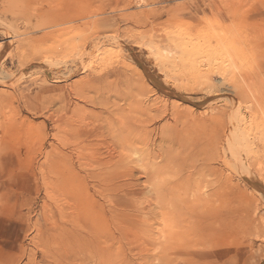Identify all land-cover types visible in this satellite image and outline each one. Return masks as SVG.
I'll use <instances>...</instances> for the list:
<instances>
[{"label":"rangeland","instance_id":"1","mask_svg":"<svg viewBox=\"0 0 264 264\" xmlns=\"http://www.w3.org/2000/svg\"><path fill=\"white\" fill-rule=\"evenodd\" d=\"M0 141V264H264V0H0Z\"/></svg>","mask_w":264,"mask_h":264},{"label":"bare ground","instance_id":"2","mask_svg":"<svg viewBox=\"0 0 264 264\" xmlns=\"http://www.w3.org/2000/svg\"><path fill=\"white\" fill-rule=\"evenodd\" d=\"M219 1H220V0H219ZM220 9H221V7H220ZM221 12H222V11H221ZM224 12H225V11H224ZM223 15H224V14H223ZM154 39H155V38H154ZM141 40H142V39H141ZM154 41H155V40H154ZM124 47H125V46H123V48H124ZM125 49H128V48L125 47ZM123 50H124V49H123ZM128 50H129V49H128ZM168 50H169V49H168ZM132 51H133V50H132ZM125 52H126V50H125ZM127 52H128V51H127ZM165 52H166V49H165ZM159 54H160V53H159ZM163 54H164V53H163ZM127 55H129L130 57H133L130 51L128 52ZM142 55H143V54H142ZM168 55H169V54H168ZM172 55H173V54H172ZM73 57H74V56H73ZM141 58H142V61H143V57H142V56H141ZM164 58H165V56H164ZM130 59H131V58H130ZM145 60H146V59H145ZM48 63H49V62H48ZM135 63H136V62H135ZM56 64H57V62H56ZM54 65H55V64H54ZM54 65H53V66H54ZM53 66L48 65L49 68H52ZM69 70H70V69H69ZM147 76H148V75H147ZM149 78H150V77H149ZM73 87H74V86H73ZM117 87H118V86H117ZM66 94H67V93H66ZM117 95H118V94H117ZM81 97H82V96H81ZM99 97H100V96H99ZM107 97H108V96H107ZM127 97H128V96H127ZM105 98H106V97H105ZM118 98H119V97H118ZM85 99H86V98H85ZM85 99H84V100H85ZM111 100H112V99H111ZM2 101H4V99H3ZM2 101H1V104L3 103ZM106 101H107V100H106ZM111 103H112V102H111ZM113 103H114V102H113ZM94 106H95V105H94ZM106 106H107V105H106ZM114 106H116V105H114ZM100 107H101V106H100ZM111 107H112V106H111ZM96 108H97V107H96ZM102 108H103V107H102ZM157 109H158V108H157ZM159 109H160V108H159ZM122 111H123V110H122ZM88 114H89V113H88ZM185 116H186V115H185ZM187 116H188V115H187ZM189 117H190V116H189ZM125 118H126V117H125ZM178 118H179V117H178ZM149 120H150V119H149ZM176 120H177V119H176ZM104 121H105V120H104ZM189 121H190V120H189ZM175 122H176V121H175ZM178 122H179V121H178ZM195 122H196V121H195ZM203 122H204V121H203ZM15 123H16V122H15ZM149 123H150V122H149ZM144 124H145V123H144ZM175 124H177V122H176ZM89 125H90V124H89ZM150 125H151V124H150ZM193 125H194V124H193ZM144 126H145V125H144ZM171 126H172V125H171ZM194 126H195V125H194ZM4 127H5V126H4ZM186 127H187V126H186ZM172 128H174V127H172ZM5 130H6V128H5ZM129 130H132V129H129ZM173 130H174V129H173ZM8 131H9V130H8ZM170 131H172V130H170ZM186 131H187V130H186ZM6 132H7V130L5 131V133H6ZM177 132L180 133V131H177ZM118 133H119V132H118ZM118 133H116V134L118 135ZM127 133H128V130H127ZM169 133H170V132H169ZM109 134H110V133H109ZM119 134H120V133H119ZM4 135H5V134H4ZM13 135H14V134H13ZM102 135H103V134H102ZM102 135H101V136H102ZM106 135H107V134H106ZM120 135H121V134H120ZM176 135H177V134H176ZM7 136H8V134H7ZM15 136H16V135H15ZM147 136H148V135H147ZM1 137H2V136H1ZM19 137H20V136H19ZM96 137H97V136H96ZM105 137H106V136H105ZM107 137H108V136H107ZM123 137H124V134H123ZM167 137H169V136H167ZM173 137H174V136H173ZM5 138H9V137H5ZM10 138H12V137H10ZM10 138H9V139H10ZM102 138H103V137H102ZM145 138H148V137L145 136ZM170 138H171V137H170ZM170 138H169V139H170ZM114 139H115V138H114ZM124 139H126V138H124ZM124 139H123V140H124ZM126 140H127V139H126ZM126 140H125V141H126ZM144 140H145V139H144ZM19 141H20V140H19ZM64 141H65V140H64ZM94 141H95V140H94ZM127 141H128V140H127ZM140 141H142V140H140ZM67 142H68V141H67ZM106 142H108V141H106ZM143 142H144V141H142L141 144H142ZM110 143H111V142H110ZM120 143H121V142H120ZM138 143H139V141H138ZM138 143H136V145H137ZM145 143H146V142H145ZM164 143H165V142H164ZM22 144H23V143H22ZM67 144H68V143H67ZM96 144H99V143H96ZM105 144H106V143H105ZM107 144H108V143H107ZM0 145H2L1 141H0ZM18 145H19V144H18ZM68 145H69V144H68ZM108 145H109V144H108ZM143 145H144V144H142V146H143ZM19 146H20V145H19ZM19 146H18V147H19ZM122 146H123V145H122ZM139 146H140V145H139ZM139 146H138V150H140V153L138 152L139 154H137V153H136L137 151H136V152H135V155H136V154H137V155H140V154H141V151H143V149H142V150H141V148L139 149ZM142 146H141V147H142ZM147 146H149V145H147ZM20 147H21V146H20ZM134 147H135V146H134ZM165 147H166V146H165ZM170 147H171V146H170ZM70 148H71V146H70ZM147 148H148V147H147ZM1 149H2V148H1ZM30 149H31V148H30ZM32 149H33V147H32ZM73 149H74V148H73ZM131 149H132V147H131ZM144 149H146V148H144ZM6 150H7V149H6ZM20 150H21V149H20ZM129 150H130V149H129ZM136 150H137V148H136ZM146 150H147V149H146ZM148 150H149V149H148ZM164 150H165V149H164ZM253 150H254V149H253ZM256 150H257V149H256ZM127 151H128V150H127ZM150 151H151V150H150ZM146 152H147V151H146ZM162 152H163V151H162ZM169 152H171V150H169ZM172 152H173V151H172ZM254 152H255V151H254ZM0 153H1V152H0ZM33 153H34V152H33ZM75 153H76V152H75ZM110 153H111V152H110ZM122 153H123V152H122ZM133 153H134V152H133ZM144 153H145V152H144ZM151 153H152V152H151ZM163 153H164V152H163ZM19 154H20V153H19ZM31 154H32V153H31ZM114 154H115V152H114ZM116 154H117V153H116ZM65 155H66V154H65ZM143 155H144V154H143ZM22 156H23V155H22ZM22 156H20V157H22ZM62 156H63V155H62ZM110 156H111V158H112V155H110ZM153 156H154V155H153ZM159 156H160V155H159ZM163 156H164V155H163ZM166 156H167V155H166ZM236 156H238V155H236ZM75 157H76V156H75ZM115 157H117V155H116ZM115 157H114V158H115ZM141 157H142V155H141ZM147 157H148V154H147L146 158H147ZM173 157H174V156H173ZM239 157H240V156H239ZM124 158H125V157H124ZM146 158H145V159H146ZM236 158H237V157H236ZM108 159H109V158H108ZM112 159H113V158H112ZM112 159H109V160H112ZM152 159H153V158H152ZM165 159H166V158H165ZM238 159L240 160V158H238ZM115 160H116V158H115ZM137 160H138V158H137ZM139 160H140V159H139ZM154 160H155V159H154ZM135 161H136V159H135ZM142 161H144L143 158H142ZM185 161H186V160H185ZM110 162H111V161H110ZM110 162H109V163H110ZM136 162H137V161H136ZM75 163H76V162H75ZM105 163H106V162H105ZM116 163H117V162H116ZM138 163H139V164H143V163H141V162H139V161H138ZM177 163H178V162H177ZM163 164H165V163H163ZM163 164H161V165H163ZM102 165H103V164H102ZM145 165H146V164H145ZM147 165H148V164H147ZM178 165H180V164H178ZM114 166H115V165H114ZM138 166H140V165H138ZM142 166H144V165H142ZM153 166H154V165H153ZM157 166H158V165H157ZM157 166H156V167H157ZM163 166H164V165H163ZM183 166H184V165H183ZM202 166H204V164H203ZM202 166H200V167H202ZM105 167H106V166H105ZM107 167H108V166H107ZM115 167H117V166H115ZM146 167H147V166H146ZM154 167H155V166H154ZM159 167H160V166H159ZM198 167H199V166H198ZM204 167H205V166H204ZM206 167H207V166H206ZM206 167H205V169H206ZM143 168H144V167H143ZM152 168H153V167H152ZM193 168H194V167H193ZM196 168H197V166H196ZM196 168H194V169H196ZM145 169H146V168H145ZM147 169H148V168H147ZM149 169H151V166H150ZM153 169H154V168H153ZM159 169H160V168H159ZM161 169H162V167H161ZM202 169H203V167H202ZM207 169H208V168H207ZM21 170H22V169H21ZM138 170H139V168H138ZM165 170H166V169H165ZM196 170H197V169H196ZM141 171L143 172L144 169H143V170L140 169V172H141ZM190 171H191V170H190ZM203 171H204V170H203ZM119 172H120V171H119ZM125 172H126V171H125ZM133 172H134V171H133ZM140 172L138 171V174H139ZM142 172H141V173H142ZM195 172H196V171H195ZM197 172H199V171H197ZM201 172H202V171H201ZM247 172H248V171H247ZM145 173H146V172H145ZM148 173H150L149 170H148ZM148 173H146L147 175L144 176V177H145V178H144V181H142L141 183H145V184H147V183H150V182H151V183L154 182L153 184H155V181H153V182L151 181V177L153 176V174L150 176ZM177 173H178V172H177ZM193 173H194V172H193ZM143 174H144V172H143ZM143 174H142V175H143ZM150 174H151V173H150ZM155 174H156V173H155ZM200 174H202V173H200ZM123 175H124V174H123ZM126 175H127V174H126ZM139 175H140V174H139ZM139 175H138V176H139ZM157 175H158V171H157ZM175 175L178 176V174H175ZM192 175H193V174H192ZM195 175H197V176L199 177L198 173H195ZM138 176H137V177H138ZM155 176H156V175H155ZM155 176H154V177H155ZM158 176H159V175H158ZM160 176H161V175H160ZM163 176H164V175H163ZM184 176H185V174H183V177H184ZM190 176H191V175H190ZM248 176H249V177H248ZM139 177H140V176H139ZM139 177L137 178V180L139 179ZM156 177H157V176H156ZM183 177H181V178H183ZM192 177L195 178L194 176H192ZM246 177H248V178L250 179L251 182H254V181H255L254 178L252 177V175H251L250 173H247ZM157 178H158V177H157ZM162 178H163V177H162ZM181 178H180L179 180H181ZM185 178H186V177H185ZM193 178H191V179L193 180ZM132 179H133V178H132ZM135 179H136V178H135ZM142 179H143V178H142ZM137 180H136V182H137ZM167 180H168V179H167ZM192 180H190V181H192ZM120 181H121V180H120ZM126 181H127V180H126ZM177 181H178V180H177ZM184 181H185V180L183 179V182H184ZM186 181H187V180H186ZM160 182H161V181H160ZM169 182H171L170 179H169ZM227 182H228V181H227ZM45 183H46V182H45ZM45 183H44V184H45ZM134 183H135V182H134ZM134 183H132V184H134ZM141 183L139 182V184H141ZM173 183H174V182H173ZM180 183L182 184V182H180ZM47 184H48V183H47ZM47 184H46V185H47ZM145 184H143V185H145ZM153 184H152V185H153ZM160 184H161V183H160ZM167 184L169 185V183H167ZM254 184H256V183H254ZM254 184H253V185H254ZM116 185H117V184H116ZM129 185H130V184H129ZM147 185H148V184H147ZM165 185H166V184H165ZM174 185H175V184H174ZM176 185H177V187H178V183H177ZM176 185H175V186H176ZM179 185H180V184H179ZM185 185H187V184H185ZM76 186H77V185H76ZM112 186H113V185H112ZM137 186H138V184H136V188H137ZM159 186H160V185H159ZM166 186H167V185H166ZM170 186H171V184H170ZM183 186H184V185H183ZM226 186H227V185H226ZM255 186H256V185H255ZM259 186H260V185H259ZM45 187H46V186H45ZM50 187H53V186H50ZM91 187H92V186H91ZM43 188H44V187H43ZM73 188H74V186H73ZM134 188H135V187H134ZM134 188H133V189H134ZM139 188H141V185L139 186ZM144 188H145V187H143L142 189L144 190ZM150 188H151V187H150ZM157 188H158V187H157ZM175 188H176V187H175ZM257 188H258V189H261L260 187H257ZM71 189H72V187H71ZM77 189H78V187H77ZM80 189H82V188H79V190H80ZM107 189H108V188H107ZM116 189H117V188H116ZM133 189H132V191H133ZM146 189H147V186H146L145 190H146ZM148 189H149V186H148ZM153 189H154V188H153ZM160 189L162 190V188H160ZM75 190H76V189H75ZM96 190H97V189H96ZM114 190H115V189H114ZM140 190H141V189H140ZM161 190H160V191H161ZM163 190L165 191V190H167V189H163ZM172 190H173V189H172ZM67 191H68V189H67ZM104 191H105V190H104ZM135 191H136V190H135ZM137 191H138V189H137ZM146 191H147V190H146ZM151 191H152V189H151ZM69 192H70V191H69ZM72 192H73V191H72ZM75 192H77V191H75ZM148 192H149V190H148ZM154 192H155V191H154ZM192 192H193V191H192ZM192 192H191V193H192ZM73 193H74V192H73ZM144 193H145V192H144ZM144 193H143V194H144ZM146 193H147V192H146ZM146 193H145V194H146ZM167 193H168V192H167ZM170 193H171V190H170ZM175 193H176V192H175ZM191 193H190V194H191ZM194 193H195V192H194ZM64 194H65V193H64ZM68 194H69V193H68ZM116 194H117V193H116ZM162 194H166V192H165V193H162ZM168 194H169V193H168ZM75 195H76V194L74 193V196H75ZM148 195H149V193H148ZM187 195H188V194H187ZM193 195H194V194H193ZM193 195H192V196H193ZM160 196H161V193H160ZM176 196H177V195H176ZM195 196H196V195H195ZM76 197H77V196H76ZM135 197H136V196H135ZM135 197H134V198H135ZM142 197H144V196H141V198H142ZM145 197H146V196H145ZM153 197H154V196H153ZM153 197H152V198H153ZM162 197L164 198V195H163ZM170 197H171V196H170ZM170 197H168V198H170ZM177 197H178V196H177ZM184 197H185V196H184ZM137 198H138V197H137ZM137 198H135V199H133V200H136ZM146 198H147V197H146ZM150 198H151V197H150ZM150 198H149V199H150ZM168 198L166 197V199H168ZM197 198H198V197H197ZM215 198H216V197H215ZM75 199H76V198H75ZM139 199H140V197H139ZM166 199H165V200H166ZM202 199H203V198H202ZM202 199H201V200H202ZM222 199H223V198H222ZM222 199H221V200H222ZM83 200H84V199H83ZM83 200H82V201H83ZM147 200H148V199H147ZM152 200H153V199H152ZM152 200H151V201H152ZM169 200H170V199H169ZM169 200H166V201H169ZM171 200H174V197H173V199H171ZM175 200H177V198H175ZM182 200H183V199H182ZM189 200H190V199H189ZM219 200H220V199H219ZM219 200H218V201H219ZM73 201H74V200H73ZM75 201H77V200H75ZM82 201H81V202H82ZM143 201H144V200L142 199L141 202H143ZM145 201H146V200H145ZM157 201H158V200H157ZM157 201H156V202H157ZM222 201H223V200H222ZM79 202H80V200H79ZM137 202H138V201H137ZM141 202H140V203H141ZM153 202H154V200H153ZM153 202H152V203H153ZM171 202H172V201H171ZM171 202L169 203L170 205H171ZM174 202H175V201H174ZM177 202H178V200L176 201V203H177ZM201 202H202V201H201ZM83 203H84V202H83ZM144 203H145V202H144ZM144 203H143V204H144ZM146 203H147V201H146ZM148 203H150V202H148ZM159 203L161 204V202H159ZM159 203H157V204H159ZM162 203H166V202H165V201H164V202L162 201ZM186 203H187V202H186ZM188 203H189V202H188ZM220 203H221V201H220ZM73 204H74V202H73ZM80 204H81V203H80ZM84 204H85V203H84ZM138 204H139V202H138ZM143 204H142V205H143ZM169 204H168V205H169ZM181 204H182V203H181ZM215 204H216V203H215ZM228 204H229V203H228ZM228 204H227V205H228ZM113 205H114V204H113ZM117 205H118V204H117ZM139 205H140V204H139ZM224 205H226V204H224ZM78 206H79V205H78ZM82 206H83V205L79 206L78 209L81 210V208H83L85 205H84L83 207H82ZM143 206H144V205H143ZM156 206H157V205H156ZM172 206H173V204H172ZM172 206H171V207H172ZM175 206H176V205H175ZM183 206H184V205H183ZM200 206H201V205H200ZM203 206H204V205H203ZM71 207L74 208L73 205H72ZM76 207H77V205H76ZM80 207H81V208H80ZM89 207H90V206H89ZM141 207H142V206H141ZM141 207H140V208H141ZM144 207H145V206H144ZM144 207H142V208H144ZM146 207H147V206H146ZM146 207H145V208H146ZM178 207H179V206H178ZM217 207H218V206H217ZM87 208H88V207H87ZM145 208H144V209H145ZM184 208H186V207H184ZM202 208H203V207H202ZM215 208H216V207H215ZM222 208L225 209L224 207H222ZM76 209H77V208H76ZM146 209H147V208H146ZM173 209H174V208H173ZM181 209H182V208H181ZM198 209H199V208H198ZM204 209H205V207H204ZM211 209H212V208H211ZM218 209H219V208H218ZM85 210H86V209H85ZM175 210H177V209H175ZM189 210H190V209H189ZM72 211H73V209L71 210V212H72ZM81 211H82V210H81ZM87 211H88V210H87ZM87 211H86V212H87ZM142 211H143V210H142ZM179 211H180V209H179ZM206 211H207V210H206ZM82 212H85V211H82ZM82 212H80V214H81ZM227 212H229V211H227ZM76 213H77V212H76ZM177 213H178V212H177ZM186 213H188V212L186 211ZM194 213H195V212H194ZM196 213H197V212H196ZM198 213H199V212H198ZM201 213H202V212H201ZM201 213H200V214H201ZM203 213H204V212H203ZM217 213H218V212H217ZM73 214H74V212H73ZM77 214H79V213H77ZM82 214L84 215V213H82ZM172 214H173V213H172ZM180 214H181V213H180ZM188 214L190 215V213H188ZM221 214H222V213H221ZM227 214H228V213H227ZM74 215H75V214H74ZM143 215H145V213H144ZM162 215H163V214H162ZM174 215H175V213H174ZM182 215H183V214H182ZM202 215H203V214H202ZM81 216H82V215H81ZM212 216H213V215H212ZM212 216H211V217H212ZM215 216H216V215H215ZM217 216H219V215H217ZM220 216H221V215H220ZM73 217H75V216H73ZM76 217H77V215H76ZM79 217H80V216L78 215V219H79ZM158 217H159V215H158ZM163 217H164V216H163ZM178 217H180V215H179ZM190 217H191V216H190ZM226 217H227V216H226ZM229 217H230V216H229ZM71 218H72V217H71ZM84 218H85V217H84ZM204 218H205V217H204ZM204 218H203V220H204ZM209 218H210V217H209ZM212 218H213V217H212ZM218 218H219V217H218ZM74 219H75V218H74ZM76 219H77V218H76ZM80 219H83V218L81 217ZM191 219H193V218H191ZM216 219H217V217H216ZM216 219H215V220H216ZM220 219H222V218H220ZM162 220L165 221V218H164V219L162 218ZM169 220H170V219H169ZM169 220H168V222H169ZM223 220H224V218H223ZM223 220H222V221H223ZM228 220H229V219H228ZM68 221H70V220H68ZM85 221H86V220L83 219V222H84V223H85ZM89 221H90V220H89ZM144 221H145V220H144ZM146 221H147V220H146ZM171 221H172V220H171ZM171 221H170V222H171ZM176 221H178V219H177ZM176 221H175V222L172 221L173 223H169V224H170V225L173 224V226H174V223H176ZM190 221H193V220H190ZM190 221H189V222H190ZM216 221H217V220H216ZM219 221H221V220H219ZM224 221H225V220H224ZM81 222H82V220H81ZM83 222H82V224H84ZM161 222H163V221H161ZM66 223H67V222H66ZM164 223H165V222H164ZM191 223H192V222H191ZM203 223H205V222H203ZM203 223H201V224H203ZM226 223H227V221H226ZM68 224H69V223H68ZM76 224H77V223H76ZM169 224H168V225H169ZM177 224H178V223H177ZM177 224H176V226H177ZM220 224H221V223H220ZM71 225H72V224H70V226H71ZM78 225H79V224H78ZM111 225H112V224H111ZM116 225H117V224H116ZM165 225H166V224H165ZM206 225H207V224H206ZM80 226H81V225H79V227H78L79 229H81ZM83 226H84V225H83ZM83 226H82V227H83ZM86 226H87V225H86ZM86 226H84V228H85ZM188 226H189V225H188ZM197 226H198V225H197ZM197 226H196V227H197ZM219 226H220V225H219ZM65 227H66V226L64 225V228H65ZM71 227H72V226H71ZM114 227H115V226H114ZM114 227H113V228H114ZM166 227H167V225H166ZM169 227H170V226H169ZM189 227H190V226H189ZM221 227H223V225L220 226V228H221ZM72 228H74V227H72ZM75 228H76V227H75ZM84 228H83V229H84ZM86 228H88V227H86ZM86 228H85V229H86ZM171 228H172V227H171ZM174 228H175V226H174ZM190 228H191V227H190ZM207 228H208V227H207ZM207 228H206V229H207ZM210 228H211V226H210ZM226 228H227V227H226ZM83 229H81L82 231H81L80 234H82ZM85 229H84V230H85ZM115 229H116V228H115ZM118 229H119V228H118ZM175 229H179V228H175ZM203 229H205V228H203ZM215 229H216V228H215ZM224 229H225V228H224ZM224 229H222V230H224ZM227 229L229 230V228H227ZM227 229H226V230H227ZM63 230H64V229H63ZM87 230H88V229H87ZM116 230H117V229H116ZM116 230H115V231H116ZM120 230H121V229H120ZM162 230H165V229H162ZM162 230H161V231H162ZM166 230H167V229H166ZM172 230H173V232H174V229H173V228H172ZM207 230H209V229H207ZM210 230H211V229H210ZM212 230H214V229H212ZM217 230H218V229H217ZM220 230H221V229H220ZM226 230H225V231H226ZM74 231H77V230L74 229ZM91 231H94V230L92 229ZM117 231H119V230H117ZM142 231H143V230H142ZM175 231H177V230H175ZM71 232H73V231L71 230ZM84 232L86 233V231H84ZM84 232H83V233H84ZM110 232H112V231H110ZM122 232H123V231H122ZM181 232H182V230H181ZM208 232H209V231H208ZM212 232H213V231H212ZM219 232H220V231H219ZM222 232H223V231H222ZM78 233H79V232H77V233L75 232V234H78ZM87 233L89 234L88 236H90V233H91V232L89 233V232L87 231ZM95 233H96V232H95ZM95 233H94V234H95ZM104 233H105V232H104ZM104 233H103V234H104ZM113 233H114V231H113ZM113 233H112V234H113ZM115 233H117V232H115ZM115 233H114V234H115ZM164 233H165V232H164ZM164 233H163V234H164ZM166 233H167V232H166ZM169 233L171 234V232H169ZM178 233L180 234V232H178ZM183 233H184V232H183ZM205 233H206V230H205ZM205 233H204V234H205ZM210 233H211V232H210ZM215 233H216V232H215ZM229 233H230V230H229ZM94 234L91 233V236L94 235ZM97 234H98V233H97ZM97 234L95 235L96 237H97ZM101 234H102V232L100 231V236H103V234H102V235H101ZM110 234H111V233H110ZM110 234H109L108 236H110ZM118 234H119V233H118ZM207 234H208V233H207ZM222 234L224 235V233H222ZM222 234H220V235H222ZM225 234H226V233H225ZM230 234H231V233H230ZM51 235H52V234H51ZM59 235H60V234H59ZM59 235H58V236H59ZM120 235H121V234H120ZM134 235H135V234H134ZM134 235H133V236H134ZM173 235H174V233H173ZM176 235H178V234H176ZM226 235H227V234H226ZM38 236H39V233H38ZM52 236H54V235H52ZM74 236H75V235L73 234V237H74ZM76 236H77V235H76ZM81 236H82V235H81ZM83 236H84V234H83ZM85 236H87V234H86ZM88 236H87V237H84V238H88ZM91 236H90V237H91ZM98 236H99V234H98ZM124 236H125V235H123V237H124ZM126 236H127V235H126ZM168 236H169V235H168ZM171 236H172V235H171ZM204 236H205V235H204ZM49 237H50V236H49ZM56 237H57V236H56ZM73 237H72V238H73ZM77 237H79V236H77ZM77 237H76V238H73V239L75 240V239H80V238H81V237H80V238H77ZM90 237H89V238H90ZM112 237H113V236H111L110 240L112 239ZM116 237H118V236H116ZM128 237H129V236H128ZM128 237H126V239H129ZM172 237H173V236H172ZM208 237H210V235H209ZM217 237H218V235H217ZM223 237H224V236H223ZM59 238H60V237H59ZM92 238H93V236H92ZM99 238H100V237H99ZM120 238H121V236H120ZM173 238H175V237H173ZM176 238H177V237H176ZM185 238L187 239V237H185ZM185 238H184V239H185ZM194 238H195V237H194ZM214 238H216V237H214ZM46 239H47V238H46ZM95 239L98 240L97 238H95ZM101 239H103V237L100 238V240H101ZM104 239H105V238H104ZM104 239H103V242L101 241L102 243H104V242L106 241V239H105V241H104ZM113 239H114V238H113ZM118 239H119V237H118ZM123 239H124V238H123ZM132 239H133V238H132ZM219 239H220V238H219ZM221 239H223V238H221ZM50 240H52V239H50ZM50 240H49V241H50ZM54 240H55V239H54ZM90 240H91V239H90ZM92 240H93V239H92ZM96 240L93 241V242L96 243ZM100 240H98V241H100ZM120 240H122V239H120ZM124 240H125V239H124ZM129 240H130V239H129ZM140 240H141V239H140ZM172 240H174V239H172ZM206 240H207V239H206ZM208 240H209V239H208ZM212 240H213V239H212ZM47 241H48V240H47ZM49 241H48V242H49ZM57 241H58V240H57ZM57 241L55 242V244L57 243ZM60 241L62 242L63 240H60ZM79 241H80V240H79ZM79 241H78V243H79ZM81 241H82V239H81ZM83 241H84V240H83ZM122 241H123V240H122ZM126 241H127V240H126ZM187 241H188V240H187ZM215 241H217V240H215ZM219 241H220V240H219ZM63 242H64V241H63ZM69 242H70V241H69ZM73 242L75 243V241H73ZM85 242H87V240H86ZM85 242H84V243H85ZM93 242H91V244H92ZM120 242H121V241H120ZM127 242H128V241H127ZM135 242H136V241H135ZM44 243H45V241H44ZM44 243H43V247H44ZM52 243H54V242H52ZM52 243H50V244H52ZM66 243H67V242H66ZM78 243H77V244H78ZM84 243H83V244H84ZM106 243H107V241L105 242V246L108 245V247H109V245L111 244L109 240H108V243H110V244H106ZM114 243H115V242H114ZM118 243H119V242H118ZM123 243H124V242H123ZM139 243H140V242H139ZM176 243H178V242H176ZM191 243H192V242H191ZM191 243H189V244L191 245ZM193 243H194V242H193ZM219 243H220V242H219ZM47 244H48V243H47ZM81 244H82V243H81ZM81 244H80V245H81ZM88 244H90V243H87V245H88ZM128 244L130 245V243H128ZM131 244H132V243H131ZM136 244H137V243H136ZM174 244H175V242H174ZM189 244L187 243V245H189ZM216 244H217V243H216ZM57 245H58V243L56 244V246H57ZM59 245H61V244H59ZM65 245H66V244H65ZM65 245H63V243H62L61 246L64 247ZM73 245H74V244H72L71 246H73ZM117 245H118V244H116V246H117ZM120 245L123 246L124 244H122V242H121ZM163 245H164V243H163ZM170 245H171V244H170ZM184 245H185V244H184ZM193 245H194V244H193ZM45 246L48 247V245H45ZM68 246H69V244H68ZM75 246H77L76 248H79V246L76 245V243H75ZM81 246H83V245H81ZM84 246H86V243H85ZM84 246H83V247H84ZM91 246H92V245H91ZM91 246H89V247H85V248H88V251H89V250H90L89 248H90ZM111 246H113V244H111ZM121 246H120V247H121ZM165 246H166V245H165ZM177 246H178V245H177ZM202 246H203V245H202ZM209 246L212 247L211 244H210ZM214 246H216V245H214ZM57 247H58V246H57ZM59 247H60V246H59ZM146 247H147V246H146ZM148 247H149V246H148ZM162 247H163V246H162ZM179 247H180V246H179ZM196 247H197V246H195V248H196ZM64 248H65V252H66V248H67V247L65 246ZM64 248H63V252H64ZM70 248L72 249V247H70ZM102 248H103V247H102ZM105 248H106V247H105ZM114 248H115L114 251H115V250L117 251L116 247H114ZM118 248H119V247H118ZM133 248H134V247H133ZM171 248H173V247L171 246ZM176 248H177V247H176ZM200 248H201V247H200ZM206 248H207V247H206ZM49 249H52V248H49ZM58 249H59V248H58ZM58 249H56V250H58ZM83 249H84V248H82V250H83ZM103 249H104V248H103ZM110 249H111V248H110ZM110 249H109V250H110ZM119 249H120V248H119ZM131 249H132V248H130L129 250H131ZM148 249H149V248H148ZM208 249H209V248H208ZM208 249H207V250H208ZM54 250H55V249H54ZM69 250H70V249H69ZM77 250H78V249H77ZM77 250H76V251H77ZM85 250H86V249H85ZM111 250L113 251V249H111ZM121 250H122V248H121ZM129 250H128V251H129ZM142 250H143V249H142ZM149 250H150V249H149ZM170 250H171V249H170ZM179 250H180V249L175 250V251H172V250H171V251L173 252L172 255L175 256L177 259H180L182 256L185 255V254H183V252H181V251H179ZM71 251H72V250H71ZM88 251H87V252H88ZM98 251H99V250H98ZM102 251H105V249L102 250ZM119 251H120V250H119ZM123 251H124V250H123ZM123 251H122V252H123ZM150 251H151V250H150ZM162 251H163V250H162ZM166 251H167V250H166ZM45 252H47V249H46ZM58 252H59V251H58ZM61 252H62V251H61ZM63 252H62V253H63ZM65 252H64V253H65ZM68 252H69V251H68ZM79 252H81V251H79ZM83 252H84V251H83ZM89 252H90V251H89ZM109 252H110V251H109ZM109 252H108V250H107V252L105 251V253H108V254H109ZM140 252H141V253H144L143 251H140ZM62 253H60V254H62ZM69 253H70V252H69ZM71 253H73V251H72ZM96 253H97V252H96ZM105 253H104V254H105ZM110 253H111V252H110ZM113 253H114V252H112V254H113ZM141 253H140V256H138V257L136 258L138 264H147V263H150V261L152 262V261L154 260V258H153V254L151 255L152 258H151L150 256H148V257L151 258V260H150V259H149V260H146L147 258H146L144 255L142 256ZM163 253H165V251H163ZM167 253H168V252H167ZM167 253H166V254H167ZM189 253H190V252H189ZM43 254H44V253H43ZM45 254H49V253H45ZM55 254L58 255L57 253H55ZM82 254H83V253H82ZM97 254H98V253H97ZM108 254H107V255H108ZM116 254H118V251H117ZM116 254L114 253V256H115ZM150 254H151V253H150ZM194 254H195V253H194ZM202 254H203V253H202ZM78 255H80V254H78ZM86 255H87V254H86ZM196 255H197V254H196ZM200 255H201V254H200ZM217 255H218V254H217ZM58 256L60 257V255H58ZM62 256H63V255H62ZM75 256H76V255H75ZM112 256H113V255H112ZM112 256H111V257H112ZM160 256H161V255H160ZM193 256H194V255H193ZM45 257H47V258H52L53 262H55L56 264H59V260H60V258H59V259H57L58 257L56 258V256L54 255V251H53V255L50 253L49 256H46V255H45L44 258H45ZM64 257H65V256H64ZM76 257H77V256H76ZM82 257H83V256H82ZM87 257H88V256H87ZM102 257H103V255H102ZM104 257H105V256H104ZM144 257H145V258H144ZM164 257H165V254H164ZM169 257H170V256H169ZM169 257H168V258H169ZM35 258H36V257H35ZM65 258L67 259V257H65ZM65 258H64V259H65ZM68 258L70 259V257H68ZM156 258H157V257H156ZM193 258H194V257H193ZM199 258H200V257H199ZM210 258H214V257L212 256V257H210ZM61 259H63V258L61 257ZM66 259H65V260H66ZM69 259H68V260H69ZM72 259H73V258H72ZM72 259H71V260H72ZM77 259H78V258H76V260H77ZM80 259H81V258H80ZM109 259L111 260L110 257H109ZM152 259H153V260H152ZM206 259H208V258H206ZM206 259H205V260H206ZM214 259H215V258H214ZM226 259H227V258H226ZM44 260H45V259H44ZM47 260H48V261H46V262H49L50 259H47ZM73 260H74V259H73ZM110 260H109V261H110ZM127 260H128V259H127ZM127 260H126V261L124 260V261L127 262ZM155 260H156V259H155ZM166 260H167V259H166ZM210 260H212V259H210ZM217 260H218V259H217ZM217 260H216V261H217ZM63 261H64V260H63ZM66 261H67V260H66ZM101 261H102V260H101ZM103 261H105V260H103ZM131 261H132V260H131ZM131 261L129 260L130 264H132ZM148 261H149V262H148ZM200 261H201V260H200ZM208 261H209V260H208ZM216 261H215V262H216ZM225 261H226V260H225ZM225 261H224V262H225ZM44 262H45V261H44ZM67 262H68V261H67ZM67 262H66V263H67ZM81 262H82V261H81ZM85 262H86V261H85ZM87 262H88V261H87ZM132 262H133V261H132ZM134 262H135V261H134ZM164 262H165V261H164ZM201 262H202V261H201ZM204 262H205V261H204ZM217 262H218V261H217ZM228 262H230V261L228 260ZM49 263H52V262H49ZM55 263H53V264H55ZM69 263H70V262H69ZM72 263H73V262H72ZM74 263H75V262H74ZM78 263H79V261H78ZM101 263H102V262H101ZM127 263H128V262H127ZM171 263H172V262H171ZM171 263H170V264H171ZM186 263H187V262H186ZM212 263H213V262H212ZM81 264H83V263H81ZM103 264H105V262H104ZM108 264H109V263H108ZM121 264H123V263H121ZM125 264H126V263H125ZM128 264H129V263H128ZM135 264H136V263H135ZM175 264H176V263H175ZM177 264H180V263H177ZM196 264H197V263H196ZM215 264H216V263H215ZM217 264H218V263H217Z\"/></svg>","mask_w":264,"mask_h":264}]
</instances>
